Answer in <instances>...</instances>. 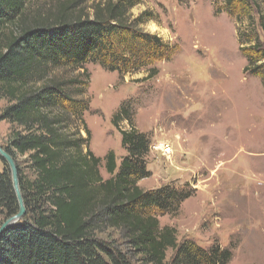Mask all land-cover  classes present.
<instances>
[{"label":"trees","instance_id":"1","mask_svg":"<svg viewBox=\"0 0 264 264\" xmlns=\"http://www.w3.org/2000/svg\"><path fill=\"white\" fill-rule=\"evenodd\" d=\"M141 1L108 0L93 4L89 13L69 0H0V98L6 102L0 121L9 126L2 148L17 165L26 210L20 222L0 234V264L231 261L230 247L178 241L173 227L160 226L158 217L176 216L195 190L189 184L151 190L137 185L151 175L146 168L150 141L136 129L128 105H120L111 118L126 156L119 166L113 151L103 157L110 178H102L101 159L90 150L85 66L96 63L120 75L144 69L149 79L157 74L155 64L171 60L178 49L141 28L153 19L151 12L132 17ZM224 9L251 25L256 14L264 30L258 0H225ZM251 34L239 41L253 43L261 57L255 62L263 61L264 47L255 30ZM71 71L79 73L68 76ZM123 122L127 129L121 128ZM24 156L33 178L18 167L17 158ZM2 163L0 218L6 220L18 212V202L10 170ZM110 230L119 232V240L111 233L100 236Z\"/></svg>","mask_w":264,"mask_h":264},{"label":"rangeland","instance_id":"2","mask_svg":"<svg viewBox=\"0 0 264 264\" xmlns=\"http://www.w3.org/2000/svg\"><path fill=\"white\" fill-rule=\"evenodd\" d=\"M69 1L92 13L93 4L108 0ZM224 1L142 0L132 17L151 12L153 19L141 28L178 49L171 60L155 64L157 74L149 79L144 69L120 75L88 63L84 121L90 150L101 159L100 175L108 179L106 153L114 152L117 166L126 156L111 118L120 105H128L136 129L150 141L146 168L151 175L137 185L151 190L189 184L195 190L176 216L158 217L160 226L173 227L178 241L230 247L228 264H264V60L255 62L261 57L253 43L239 41L255 30L264 47V30L256 14L254 25L239 22L225 11ZM258 3L264 18V0ZM258 66L259 75L254 73ZM5 105L0 98V111ZM8 134V124L0 121V146ZM165 144L172 148L169 156L162 151ZM17 164L33 178L26 156ZM110 233L119 240L117 231L100 236Z\"/></svg>","mask_w":264,"mask_h":264},{"label":"water","instance_id":"3","mask_svg":"<svg viewBox=\"0 0 264 264\" xmlns=\"http://www.w3.org/2000/svg\"><path fill=\"white\" fill-rule=\"evenodd\" d=\"M0 160L5 162V164L8 166L10 170L13 189L18 202V212L15 215L10 216L6 220H4V222L0 225V234H1L8 228L20 222L23 219L26 210L20 191L17 165L14 159L2 148V146H0Z\"/></svg>","mask_w":264,"mask_h":264},{"label":"built area","instance_id":"4","mask_svg":"<svg viewBox=\"0 0 264 264\" xmlns=\"http://www.w3.org/2000/svg\"><path fill=\"white\" fill-rule=\"evenodd\" d=\"M162 151L164 155L169 156L172 153V148L168 144H165L162 146Z\"/></svg>","mask_w":264,"mask_h":264}]
</instances>
